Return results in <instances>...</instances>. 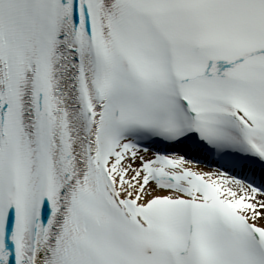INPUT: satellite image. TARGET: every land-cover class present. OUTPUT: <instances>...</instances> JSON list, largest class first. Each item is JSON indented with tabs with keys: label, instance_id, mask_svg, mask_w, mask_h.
Segmentation results:
<instances>
[{
	"label": "snow or ice",
	"instance_id": "1",
	"mask_svg": "<svg viewBox=\"0 0 264 264\" xmlns=\"http://www.w3.org/2000/svg\"><path fill=\"white\" fill-rule=\"evenodd\" d=\"M0 264H264V0H0Z\"/></svg>",
	"mask_w": 264,
	"mask_h": 264
}]
</instances>
